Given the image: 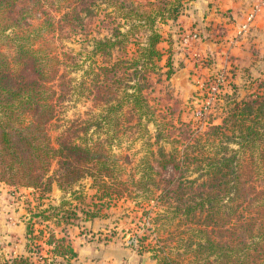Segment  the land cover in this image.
Masks as SVG:
<instances>
[{
	"label": "trees",
	"instance_id": "trees-1",
	"mask_svg": "<svg viewBox=\"0 0 264 264\" xmlns=\"http://www.w3.org/2000/svg\"><path fill=\"white\" fill-rule=\"evenodd\" d=\"M107 1L0 0V180L43 191L56 181L67 191L90 176L98 188L125 187L116 179L118 159L103 142L86 138L96 121L72 119L54 139L49 132L58 105L75 90L70 72L79 68V50L61 40L81 37L90 46L88 56L100 57L99 70L88 69L90 80H86L90 92L97 77L96 98L106 104L100 118L110 119L127 99L144 107L142 90L150 84V71L162 55L158 46L162 33L155 28V17L168 12L175 19L187 11L191 0H169L168 11L136 12L139 23L148 28L145 37L135 41L129 39L139 25L126 31L117 26L102 37L92 36L95 8ZM119 4L123 9L124 3ZM128 42L136 44L131 55ZM253 90L241 99L227 96L233 105L221 124L209 125L199 135L181 127L180 149L159 147L152 171L133 180L141 188L153 184L159 190L158 203L176 218V230L168 239L179 246L161 241L157 264H264V159L241 155L253 154L264 140V92ZM204 133L217 140L208 152L197 137ZM189 171L196 175L190 177ZM26 232L27 253L2 258L0 264H64L76 255L65 235L51 232L43 243L53 248L44 254L33 229ZM139 246H146L141 238Z\"/></svg>",
	"mask_w": 264,
	"mask_h": 264
},
{
	"label": "rangeland",
	"instance_id": "rangeland-1",
	"mask_svg": "<svg viewBox=\"0 0 264 264\" xmlns=\"http://www.w3.org/2000/svg\"><path fill=\"white\" fill-rule=\"evenodd\" d=\"M167 1L108 0L100 3L95 8L97 15L91 25L92 36L102 37L117 26L126 31L139 25V31L129 40L145 37L148 27L146 23H139L135 13H153L155 8L168 11L171 4ZM119 3H124L123 9L118 8ZM189 5L187 10L191 8V3ZM186 13L175 19L168 12L155 17V28L162 33L158 44L162 55L150 71V84L142 90L145 98L140 104L145 105L138 108L139 105L133 106L127 99L117 114H110V119L100 118L106 104L96 98L98 91L94 83L97 77L91 81L90 92L86 80H90L86 74L88 69L99 70L100 57L88 56L86 52L90 46L81 37L61 40L62 45L79 50V68L70 72L75 90L58 105L56 116L49 123V132L54 139L72 119L96 121L86 138L90 142H103L118 159L115 175L125 187L121 191L98 188L90 176L67 191L58 187L56 181L49 191H43L39 187L12 185L0 180V259L27 253L26 231L30 227L42 243L40 251L44 254L49 247L53 248L43 243L51 232L65 235L76 255L64 264H141L144 254L148 255L150 264H157L156 248L161 241L167 239L172 246L179 244L175 239H168L176 230V218L170 208L158 203L159 190L150 183L146 188L135 186L133 180L152 171L159 147L169 151L178 145L180 149L184 140L179 131L181 127H190L199 135L209 125L221 124L233 105L232 98L227 96L241 99L249 97L253 89L264 92V49L256 46L259 42L254 40L244 45L242 51L235 50L232 44L238 35L226 38L228 43L224 46H217L223 33L217 28L205 33L200 24L190 26L181 17ZM192 31L199 37L186 41ZM204 40H213L216 44L206 46L208 41L203 43ZM126 45L131 55L136 44L128 42ZM182 68L186 73L176 78L175 73ZM197 137L207 152L217 141L205 133ZM229 145L238 147L235 142ZM241 155L257 161L264 159V140L258 142L253 154L247 151ZM55 166L53 163L50 173ZM188 174L190 177L196 175L191 171ZM140 238L146 246H139Z\"/></svg>",
	"mask_w": 264,
	"mask_h": 264
},
{
	"label": "crops",
	"instance_id": "crops-1",
	"mask_svg": "<svg viewBox=\"0 0 264 264\" xmlns=\"http://www.w3.org/2000/svg\"><path fill=\"white\" fill-rule=\"evenodd\" d=\"M257 1L191 0V8L181 17L186 19V23L190 26L194 24L204 26L205 33L206 31L210 33V30L214 28H217L219 33L221 31L223 36H220L221 39L218 41L217 46H224L228 43L226 38L239 35L232 44L235 50L242 51L244 45L254 40L259 42L256 46L264 49V7L249 28L246 30L242 28L246 22L248 12ZM197 22L198 24H196ZM205 42H207L206 46L216 44L213 40H204L203 43Z\"/></svg>",
	"mask_w": 264,
	"mask_h": 264
},
{
	"label": "built area",
	"instance_id": "built-area-1",
	"mask_svg": "<svg viewBox=\"0 0 264 264\" xmlns=\"http://www.w3.org/2000/svg\"><path fill=\"white\" fill-rule=\"evenodd\" d=\"M264 7V0H258L253 6L252 8L250 9V11L248 12L247 16H246V22L245 24L242 26V28L244 30H246L247 28L250 27V25L254 22V20L257 18L258 14L262 11ZM199 35L198 33L195 31V32H191L190 35L187 36V38L185 39L186 41L191 38V39H194V38H198ZM134 242L136 241L135 239L133 240Z\"/></svg>",
	"mask_w": 264,
	"mask_h": 264
},
{
	"label": "water",
	"instance_id": "water-1",
	"mask_svg": "<svg viewBox=\"0 0 264 264\" xmlns=\"http://www.w3.org/2000/svg\"><path fill=\"white\" fill-rule=\"evenodd\" d=\"M186 73V70L184 69V68H182V69H180L179 71H177L176 73H175V77L176 78H179V77H181L183 74H185ZM141 264H150V262H149V258H148V255L147 254H144L143 256H142V259H141Z\"/></svg>",
	"mask_w": 264,
	"mask_h": 264
}]
</instances>
